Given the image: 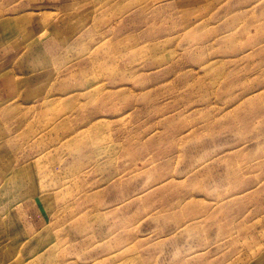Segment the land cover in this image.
<instances>
[{
	"label": "rangeland",
	"instance_id": "374dc122",
	"mask_svg": "<svg viewBox=\"0 0 264 264\" xmlns=\"http://www.w3.org/2000/svg\"><path fill=\"white\" fill-rule=\"evenodd\" d=\"M0 69V264H264V0H0Z\"/></svg>",
	"mask_w": 264,
	"mask_h": 264
},
{
	"label": "crops",
	"instance_id": "0c3cea01",
	"mask_svg": "<svg viewBox=\"0 0 264 264\" xmlns=\"http://www.w3.org/2000/svg\"><path fill=\"white\" fill-rule=\"evenodd\" d=\"M36 24L37 23L33 21V24H32L33 30L28 31V33L33 37L36 35V29H38L37 32H39L41 29L40 26L39 28H36ZM14 83H16L15 76H13V74L9 72L8 70L6 72L5 70L0 69V102L13 99L15 95H17L16 94L17 92H15Z\"/></svg>",
	"mask_w": 264,
	"mask_h": 264
},
{
	"label": "bare ground",
	"instance_id": "6f19581e",
	"mask_svg": "<svg viewBox=\"0 0 264 264\" xmlns=\"http://www.w3.org/2000/svg\"><path fill=\"white\" fill-rule=\"evenodd\" d=\"M96 90H98V89H96Z\"/></svg>",
	"mask_w": 264,
	"mask_h": 264
}]
</instances>
